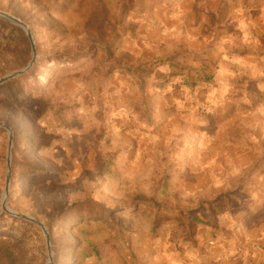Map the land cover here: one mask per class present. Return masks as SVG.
I'll use <instances>...</instances> for the list:
<instances>
[{"label": "rangeland", "instance_id": "374dc122", "mask_svg": "<svg viewBox=\"0 0 264 264\" xmlns=\"http://www.w3.org/2000/svg\"><path fill=\"white\" fill-rule=\"evenodd\" d=\"M0 11L37 51L0 85L7 205L45 224L50 264H264V0H0ZM0 19L13 25L0 24L1 78L33 48ZM25 154L46 172L14 169ZM36 226L45 251L18 250L21 264L49 260ZM89 242L98 256L80 254Z\"/></svg>", "mask_w": 264, "mask_h": 264}, {"label": "trees", "instance_id": "16d2710c", "mask_svg": "<svg viewBox=\"0 0 264 264\" xmlns=\"http://www.w3.org/2000/svg\"><path fill=\"white\" fill-rule=\"evenodd\" d=\"M0 24H6L9 27L13 25L7 21L0 19ZM2 38L0 37V40ZM242 51L240 53H244ZM63 57V56H62ZM62 57L60 59H62ZM69 57L67 60L78 58V56ZM139 73H147L146 68L141 66L136 67ZM34 68L23 74V76L32 75ZM5 131L0 128V137ZM23 159L17 161V157L13 160V168L19 170L23 175L36 176L44 174L46 170L41 167L31 156L25 154L22 155ZM133 202H138L146 206L151 204L152 199L144 198L141 196H133ZM159 208V207H158ZM162 220L157 216L152 223V232L156 233L161 226ZM25 249V256L30 257L32 255L39 256L43 254L44 243L41 230L33 223H30L20 217L15 215H10L8 213L0 214V261L5 260L8 264H21L22 257L18 250ZM80 254L82 256H98L100 254V249L98 245L94 242H89L87 246H79ZM26 264V260L24 262Z\"/></svg>", "mask_w": 264, "mask_h": 264}, {"label": "water", "instance_id": "95a60500", "mask_svg": "<svg viewBox=\"0 0 264 264\" xmlns=\"http://www.w3.org/2000/svg\"><path fill=\"white\" fill-rule=\"evenodd\" d=\"M0 17H2V18L6 19L8 21H11V22L21 26L26 31V33L28 34L29 38L31 39L30 30H29L28 26L22 20L16 18L15 16H13L11 14H8V13H5V12H1V11H0ZM31 43H32V48H33V54H32V58H31L30 62L24 68L19 70L18 72L10 73V74H7V75L1 77L0 78V85L3 84L5 81L9 80L10 78H13V77H15L17 75H20V74L24 73L25 71H27L33 65V63L35 62L36 57H37V51H36V48H35V45H34L32 39H31ZM0 126L5 128V129H7L8 132H9V148H8V158H7V178H6L5 194H4L3 201H2V209L4 211L8 212L9 214H12V215H15L17 217H20V218H22V219H24L26 221L33 222V223H35L36 225H38L39 227L42 228V230L44 231V234L46 236V241H47V246H48V251H49V260H48L47 264H50L51 260H52L51 254H50V249H49L50 237H49V234H48V231H47V228H46L45 224L42 223L41 221L37 220L36 218L32 217V216L18 213L17 211L11 209L7 205V198H8V194H9V184H10V178H11V160H12L13 135H12L10 127L6 123L0 121Z\"/></svg>", "mask_w": 264, "mask_h": 264}]
</instances>
